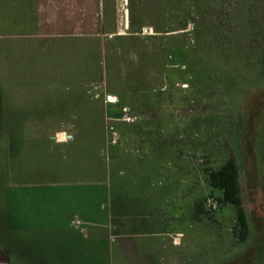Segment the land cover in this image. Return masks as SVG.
I'll return each instance as SVG.
<instances>
[{"label":"rangeland","instance_id":"rangeland-1","mask_svg":"<svg viewBox=\"0 0 264 264\" xmlns=\"http://www.w3.org/2000/svg\"><path fill=\"white\" fill-rule=\"evenodd\" d=\"M20 3L0 0V264L77 233L95 264H264V0H95V29L43 37ZM229 158L246 231L209 181Z\"/></svg>","mask_w":264,"mask_h":264},{"label":"crops","instance_id":"crops-1","mask_svg":"<svg viewBox=\"0 0 264 264\" xmlns=\"http://www.w3.org/2000/svg\"><path fill=\"white\" fill-rule=\"evenodd\" d=\"M20 1L21 3L17 7L19 8L21 15L19 18L22 21L23 28H33L34 33L39 37L68 35L80 28L95 29L97 26L98 13H96L95 4L92 3L95 0L87 1L89 2V12L85 17L81 15L82 11L79 8L80 2H83V0ZM92 10L95 11L92 12ZM56 225L57 227L62 226L67 231L70 229H68L67 218L64 225L60 221ZM88 238L87 233H77L75 238L69 239V245L65 243L66 241L57 240L56 244L51 243L52 245H47V248L44 250L27 251V254L23 258L27 264H95L96 259L92 255V247L88 245ZM67 247L69 249L66 251ZM31 252L34 253V256L32 254L29 255ZM66 252H72L73 257L68 258ZM15 253L18 254L19 252L16 251Z\"/></svg>","mask_w":264,"mask_h":264},{"label":"trees","instance_id":"trees-1","mask_svg":"<svg viewBox=\"0 0 264 264\" xmlns=\"http://www.w3.org/2000/svg\"><path fill=\"white\" fill-rule=\"evenodd\" d=\"M210 184L223 193L220 201L234 205L237 212V218L244 231L247 230V217L243 206L240 190L239 170L234 158H229L221 167L211 170L209 176ZM24 257V256H23ZM23 263L26 260L18 255Z\"/></svg>","mask_w":264,"mask_h":264},{"label":"built area","instance_id":"built-area-1","mask_svg":"<svg viewBox=\"0 0 264 264\" xmlns=\"http://www.w3.org/2000/svg\"><path fill=\"white\" fill-rule=\"evenodd\" d=\"M86 223L87 222L78 214H74L70 221L71 226L81 229L83 231L86 229Z\"/></svg>","mask_w":264,"mask_h":264}]
</instances>
